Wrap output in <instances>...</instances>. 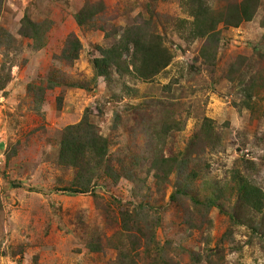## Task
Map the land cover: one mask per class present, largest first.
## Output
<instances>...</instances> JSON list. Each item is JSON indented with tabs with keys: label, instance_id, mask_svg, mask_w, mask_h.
<instances>
[{
	"label": "rangeland",
	"instance_id": "1",
	"mask_svg": "<svg viewBox=\"0 0 264 264\" xmlns=\"http://www.w3.org/2000/svg\"><path fill=\"white\" fill-rule=\"evenodd\" d=\"M124 31L167 66L95 76ZM82 121L128 177L60 160ZM0 144V264H264V0H0Z\"/></svg>",
	"mask_w": 264,
	"mask_h": 264
},
{
	"label": "trees",
	"instance_id": "2",
	"mask_svg": "<svg viewBox=\"0 0 264 264\" xmlns=\"http://www.w3.org/2000/svg\"><path fill=\"white\" fill-rule=\"evenodd\" d=\"M92 8V9H91ZM96 11V12H95ZM98 12L97 8L90 7V4L85 5L76 15L75 21L79 26H86L94 28L95 24L93 21L94 16ZM249 17V16H246ZM238 22L242 17L237 18ZM99 29L104 30V26H98ZM121 35L118 44L114 45L109 49L101 50V57L93 60V68L95 76H103L107 78L109 74V68L114 64L116 67H120V64L124 62L122 60L123 55L134 56L135 54L140 55V64L132 62V67L137 71V78L147 79L149 76L156 74L159 70L166 67L169 63V56L164 51L165 49L160 48V43L153 41L146 44V39L139 35L140 32L135 31H124ZM200 36H205L204 30L197 32ZM207 38H216L215 33H209L206 35ZM80 43L73 37L67 39L65 48L62 50V56L68 61H72L78 57ZM132 50L133 53H129ZM118 69V68H117ZM128 87V86H127ZM129 89V88H128ZM86 123L84 121L69 126L64 131L63 141L61 143V152L59 154L60 160L74 168L77 172L80 171L82 175L88 176L89 178L98 173L101 169L103 174L114 177L115 179L122 175L128 177L124 172H120V168L114 169L109 165L108 159L106 158L108 152V146L106 139L97 136L95 132L89 133L87 136H83V129H85ZM2 148V144H0ZM123 171V170H122ZM84 182L89 183L86 180ZM83 182V183H84ZM84 184L80 183L78 188H74L73 192L86 191Z\"/></svg>",
	"mask_w": 264,
	"mask_h": 264
}]
</instances>
